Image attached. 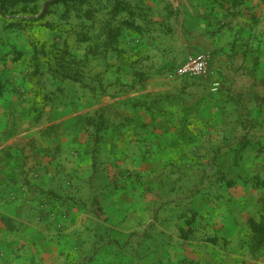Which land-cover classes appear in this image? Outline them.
<instances>
[{"label": "rangeland", "instance_id": "1", "mask_svg": "<svg viewBox=\"0 0 264 264\" xmlns=\"http://www.w3.org/2000/svg\"><path fill=\"white\" fill-rule=\"evenodd\" d=\"M195 53L210 75L172 79ZM263 77L264 0H0L9 139L80 122L99 152L144 119L143 230L163 264H264Z\"/></svg>", "mask_w": 264, "mask_h": 264}, {"label": "crops", "instance_id": "2", "mask_svg": "<svg viewBox=\"0 0 264 264\" xmlns=\"http://www.w3.org/2000/svg\"><path fill=\"white\" fill-rule=\"evenodd\" d=\"M13 109L0 106V264H163L143 230L158 206L143 184L144 119L118 122L97 152L80 122H61L57 135L34 124L9 139Z\"/></svg>", "mask_w": 264, "mask_h": 264}, {"label": "built area", "instance_id": "3", "mask_svg": "<svg viewBox=\"0 0 264 264\" xmlns=\"http://www.w3.org/2000/svg\"><path fill=\"white\" fill-rule=\"evenodd\" d=\"M210 75L209 60L203 53L190 54L184 63L178 67L172 74V79H199ZM213 90L218 91L220 85L218 82L212 84Z\"/></svg>", "mask_w": 264, "mask_h": 264}, {"label": "trees", "instance_id": "4", "mask_svg": "<svg viewBox=\"0 0 264 264\" xmlns=\"http://www.w3.org/2000/svg\"><path fill=\"white\" fill-rule=\"evenodd\" d=\"M128 10H129V9H127L126 7L123 9L124 12H125V11L130 12V11H128ZM122 26H123V27H124V26L128 27L129 25H127V23H124V24H122ZM122 26H121V27H122ZM111 32L113 33L114 37H117V36L120 35V33H121V29H118L116 33H114L113 31H111ZM4 93H5V86L2 84V82H0V98L3 97ZM14 133H15V132L13 131V129H11V130H9V133H8L7 135L10 137L11 135H14Z\"/></svg>", "mask_w": 264, "mask_h": 264}]
</instances>
